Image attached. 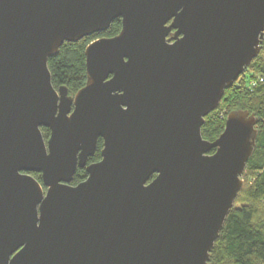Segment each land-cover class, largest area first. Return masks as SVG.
I'll return each mask as SVG.
<instances>
[{
    "label": "water",
    "instance_id": "water-1",
    "mask_svg": "<svg viewBox=\"0 0 264 264\" xmlns=\"http://www.w3.org/2000/svg\"><path fill=\"white\" fill-rule=\"evenodd\" d=\"M116 19L54 89L48 60ZM263 38L264 0H0V264H211L258 119L201 127Z\"/></svg>",
    "mask_w": 264,
    "mask_h": 264
},
{
    "label": "trees",
    "instance_id": "trees-1",
    "mask_svg": "<svg viewBox=\"0 0 264 264\" xmlns=\"http://www.w3.org/2000/svg\"><path fill=\"white\" fill-rule=\"evenodd\" d=\"M120 30L121 22L116 19L103 33L82 38L76 43H64L58 54L47 62L53 88L64 86L69 95L80 90L86 81L85 48L96 39L116 36ZM261 48L264 49V38ZM255 59L246 73L240 76L244 85L232 86L225 91L219 106L204 119L201 127L202 138L213 141L222 133L226 116L218 115L217 110L223 109L226 114L234 110H244L258 119L256 146L246 164L241 190L210 253L211 264H264V221L256 218L258 207H264V65H253ZM252 69L260 73L253 77L255 81H252L251 75L247 76V72ZM250 82L256 86L250 88ZM41 133L43 139L47 140L49 131L41 128ZM101 149L102 142L98 140L96 152L89 162L100 160ZM85 176L83 170H77L74 184L84 180ZM33 177L40 182L38 174Z\"/></svg>",
    "mask_w": 264,
    "mask_h": 264
},
{
    "label": "rangeland",
    "instance_id": "rangeland-1",
    "mask_svg": "<svg viewBox=\"0 0 264 264\" xmlns=\"http://www.w3.org/2000/svg\"><path fill=\"white\" fill-rule=\"evenodd\" d=\"M253 65L263 67V65H264V49L261 48L260 53H259V56H258V58L255 59ZM253 69H254V67H253ZM253 69H252V71L249 70L247 72V76H250L251 75L252 79H253V77L254 78L257 77L255 74H257V75L260 74L259 72H255V70H253ZM252 74H254V75H252ZM252 81H255V79H253ZM241 85H244V81H242V79H240V77H239L237 79V81L233 84V86H241ZM217 112H219L218 115H220V116L227 115L226 112H224L223 109L222 110L220 109L219 111L217 110ZM256 218H257V220H263L264 221V207H261V206L258 207V212H257ZM255 264H257V263H255Z\"/></svg>",
    "mask_w": 264,
    "mask_h": 264
},
{
    "label": "flooded vegetation",
    "instance_id": "flooded-vegetation-1",
    "mask_svg": "<svg viewBox=\"0 0 264 264\" xmlns=\"http://www.w3.org/2000/svg\"><path fill=\"white\" fill-rule=\"evenodd\" d=\"M99 140H100V139H99ZM100 141H101V140H100ZM101 142H102V141H101ZM90 159H91V158H90ZM90 159H88V161L86 162V165H85V166H88V165L92 164L91 162H89ZM97 162H98V161H97ZM94 163H96V162H94ZM77 170H80V171L83 170V171L85 172V167H83V168H77L76 171H77ZM76 171H75V173H76ZM33 175H34V174H33ZM33 175H32V176H33ZM38 175H39V174H38ZM85 175H86V172H85ZM86 176H87V175H86ZM86 176H85V178H86ZM74 177H75V174H74ZM82 181H83V180H82ZM82 181H80V182H82ZM80 182H78V183H80ZM78 183H77V184H78ZM71 185H76V184H74V178H73V181H72Z\"/></svg>",
    "mask_w": 264,
    "mask_h": 264
},
{
    "label": "built area",
    "instance_id": "built-area-1",
    "mask_svg": "<svg viewBox=\"0 0 264 264\" xmlns=\"http://www.w3.org/2000/svg\"><path fill=\"white\" fill-rule=\"evenodd\" d=\"M259 82H262V79H259ZM249 86H250V88H253V87H255V86H256V84H255V83H252V82H250V83H249Z\"/></svg>",
    "mask_w": 264,
    "mask_h": 264
}]
</instances>
